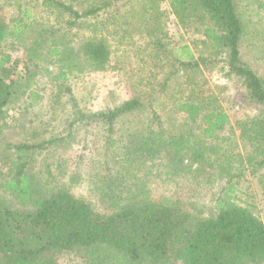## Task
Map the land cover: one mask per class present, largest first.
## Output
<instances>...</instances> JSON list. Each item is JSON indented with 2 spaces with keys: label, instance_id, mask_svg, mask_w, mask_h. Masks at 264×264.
<instances>
[{
  "label": "rangeland",
  "instance_id": "obj_1",
  "mask_svg": "<svg viewBox=\"0 0 264 264\" xmlns=\"http://www.w3.org/2000/svg\"><path fill=\"white\" fill-rule=\"evenodd\" d=\"M31 1L0 0L6 21L17 14V2L25 6ZM61 2L80 14L99 7L94 15L80 17L76 25L69 26L73 18L66 11L46 9L38 2L31 11L33 21L41 24L36 29L53 30L47 36L62 38L75 48L87 37L103 39L109 49L108 61L103 69L86 68L80 75H68L57 98V87L50 78H36L33 87L41 98L31 102L24 97L17 107L6 111L9 125L0 134V164L5 165L1 171H6L10 158L5 142L40 143L61 138L34 154L31 172L41 181L47 179L51 186L64 184L98 212L108 211L104 192L109 187L133 197L138 191L139 198L163 203L180 198L184 209L192 210V202L206 215L230 178L232 203L249 210L264 226V154L256 155L254 140L251 145L242 135L248 128L242 124L264 118V108L247 96L242 80L227 75L226 67L221 70L200 64L193 71L180 64V60H188V53L197 58L205 51L198 42L200 35L177 23L167 0ZM236 4L244 24L240 56L264 78V0H236ZM156 39L159 46L153 43ZM48 45L42 54L45 63L50 60ZM2 50L11 55L5 64L11 77L23 74L22 45L9 37ZM48 67L52 72L57 70L53 64ZM186 97L200 102L202 108L227 114L230 124L216 133L217 140L203 138L198 122L188 123L182 113L174 111L175 102ZM130 98H138L143 107L118 118L110 131L107 124L89 118ZM152 111L158 119L149 120ZM158 129H163L165 138L185 136L188 145L210 144L212 149L206 150L204 163L212 162L205 167L209 177L196 171L199 166L189 155L178 163L177 158L170 159L162 151L153 158L139 153L135 136ZM57 264L84 262L81 254L65 253Z\"/></svg>",
  "mask_w": 264,
  "mask_h": 264
},
{
  "label": "trees",
  "instance_id": "obj_2",
  "mask_svg": "<svg viewBox=\"0 0 264 264\" xmlns=\"http://www.w3.org/2000/svg\"><path fill=\"white\" fill-rule=\"evenodd\" d=\"M167 1L177 23L200 35L198 42L205 51L197 58L188 53V60H180V64L193 71L200 64L221 70L226 67V74L241 79L247 96L264 108V78L240 56L244 24L236 0ZM38 2L46 9L66 11L73 18L69 26L80 17L94 15L99 7L87 8L80 14L61 0H32L25 6L17 2V14L6 21L0 3V134L9 125L7 110L17 107L24 97L31 102L41 98L33 87L38 76L55 83L57 98L68 75H80L86 68L103 69L108 61L109 49L103 39L87 37L75 48L62 38L47 36L53 30H37L41 24L33 21L31 11ZM9 37L22 45L24 55V72L14 78L5 66L11 55L2 50ZM28 39L32 41L28 43ZM46 43L50 60L45 63L42 54ZM153 43L160 45L157 39ZM48 64L55 65L56 72ZM24 104L29 106L28 102ZM142 107L138 98H130L89 118L107 124L110 131L118 118ZM172 107L188 123L198 122L205 139L217 140L216 133L230 124L226 113L202 108L190 97L177 100ZM151 114L149 120L158 119L154 111ZM246 125L242 135L251 145L254 140L256 155H263L264 118L242 124ZM163 135V129H158L135 136L138 152L153 158L162 151L170 159L177 158L178 163L189 155L199 166L196 171L209 177L205 167L212 162L204 163L206 150L212 149L210 144L188 145L185 136ZM59 140L53 137L40 143L5 142L10 158L4 173L0 164V264H57L65 253L81 254L84 264H264V226L249 210L232 203L234 187L230 178L206 215L192 202V210L184 209L180 198L163 203L139 198L138 191L133 197L109 187L104 192L108 211L98 212L64 184L51 186L47 179L41 181L31 172L34 154Z\"/></svg>",
  "mask_w": 264,
  "mask_h": 264
}]
</instances>
